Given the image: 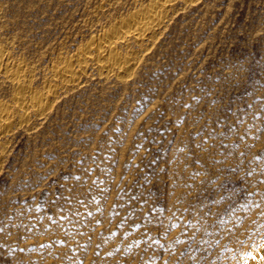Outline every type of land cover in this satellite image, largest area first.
<instances>
[{"label":"rangeland","instance_id":"rangeland-1","mask_svg":"<svg viewBox=\"0 0 264 264\" xmlns=\"http://www.w3.org/2000/svg\"><path fill=\"white\" fill-rule=\"evenodd\" d=\"M163 2L0 0V264L264 247V0H170L148 40L113 38L129 63L106 71L96 40Z\"/></svg>","mask_w":264,"mask_h":264},{"label":"bare ground","instance_id":"bare-ground-1","mask_svg":"<svg viewBox=\"0 0 264 264\" xmlns=\"http://www.w3.org/2000/svg\"><path fill=\"white\" fill-rule=\"evenodd\" d=\"M170 0H164V2H163V4H161L160 6H159V2L157 3V4H152V6L151 5H149V6H147V7H144V8H142V9H139V11H137V12H135L134 14H132L129 18H128V20H122L120 23H119V25L118 26H116V28L114 27L113 28V35L112 36H110V37H105L106 35H104V37H102V38H99V39H97L96 40V42H97V46H98V53H99V60H103V61H106L105 63H106V66H105V69H106V71H111V70H116V69H119V70H121L122 68H125L124 66L125 65H127L128 63H129V59L128 58H126V57H120L119 56V53H117L116 51V49H115V47L113 48V38H117V37H120V38H118V39H121V37H122V39L123 38H125L126 39V37H128L127 39L129 40V38H132V39H134V40H138V41H143V40H145L146 38H147V40H148V37L151 35V33L153 32V30L155 29V27L159 24V22L160 21H162V20H160L161 19V9L163 10L164 8H166V6H167V4H168V2H169ZM161 2H162V0H161ZM171 2H172V0H171ZM168 7V6H167ZM167 9V8H166ZM165 13V12H164ZM116 25V24H115ZM158 27V26H157ZM110 30V29H109ZM111 35V34H110ZM109 36V35H108ZM121 39V40H122ZM126 39V40H127ZM120 41V40H119ZM145 43H146V41H144ZM91 45V44H90ZM93 45H96V44H93ZM117 46V45H116ZM146 46V45H145ZM88 47V46H87ZM93 47H95V46H93ZM101 47H105V49L107 48V52H102V50H100V48ZM1 48V47H0ZM117 48V47H116ZM148 48V47H147ZM91 49V48H90ZM89 49V50H90ZM93 49V48H92ZM104 49V48H103ZM105 49H104V51H105ZM116 51H115V50ZM84 50V49H83ZM82 50V51H83ZM89 50L88 49H86L85 50V53H84V55L85 54H89ZM94 50V49H93ZM95 50H96V47H95ZM1 52V51H0ZM92 52V51H91ZM90 52V53H91ZM96 52V53H97ZM80 54V53H79ZM78 54V55H79ZM82 55V54H81ZM76 57V56H75ZM77 57H80V55L79 56H77ZM89 57V56H88ZM93 57V56H92ZM96 57V56H95ZM2 58H3V56H2V54L0 53V63H1V61H2ZM82 58V57H81ZM76 59V58H75ZM79 59V58H78ZM85 59H86V57H85ZM88 59V58H87ZM90 59V58H89ZM91 59H93V58H91ZM96 60V59H95ZM4 61V60H3ZM83 61V60H82ZM81 61V62H82ZM88 61V60H87ZM77 62V61H76ZM100 62V61H99ZM98 62V63H99ZM97 63V62H96ZM101 63V62H100ZM104 63V62H103ZM102 63V64H103ZM19 64V63H18ZM67 64V63H66ZM87 64V63H86ZM1 66L0 67H2V64H0ZM16 65V64H15ZM64 65V64H63ZM84 65V64H83ZM105 65V64H104ZM11 66V65H10ZM54 66V65H53ZM75 66V65H74ZM79 66V65H78ZM85 66H87V65H85ZM57 67H60V66H58L57 65ZM103 67V66H102ZM53 68V67H52ZM2 69H4V67L2 68ZM5 69H6V67H5ZM57 69H59V68H57ZM84 69V68H83ZM74 69H72V67H71V64H67V65H65V66H62L60 69H59V71H60V73H62V75H64V77L66 76V77H74V71H73ZM76 70V69H75ZM1 71V70H0ZM11 70H9V72H10ZM83 71V70H82ZM118 71V70H117ZM116 71V72H117ZM125 71V70H124ZM13 72V71H12ZM15 72V71H14ZM17 73H18V71H16ZM57 72V71H56ZM55 72V73H56ZM105 72V71H104ZM113 72V71H112ZM6 73H8V72H6ZM58 73V72H57ZM109 73V72H108ZM126 73V72H125ZM9 74V73H8ZM16 74V73H15ZM22 74V73H21ZM20 74V75H21ZM77 74V73H76ZM118 74V73H117ZM12 75H14V74H12ZM19 75V76H20ZM9 76H11L10 74H9ZM12 78H14V77H12ZM76 78V77H75ZM15 79V78H14ZM17 79H18V76H17ZM22 79V78H21ZM72 79V78H71ZM16 80V79H15ZM18 80H20V79H18ZM68 80V79H67ZM66 81V80H65ZM70 81V80H69ZM69 81H67V82H69ZM72 81H73V79H72ZM71 83V82H70ZM51 85V84H50ZM54 87V86H53ZM60 88V87H59ZM28 91H29V89H28ZM57 91V90H56ZM59 91V90H58ZM43 93V92H42ZM20 94V93H19ZM19 94H17V95H19ZM23 94V93H22ZM25 95V94H24ZM36 95V94H35ZM40 95H42V94H39V96H36L35 98H32V102H33V104H35V105H38L39 107H41V106H43V105H45V102H46V100H47V98H45L44 96H40ZM20 96V95H19ZM23 96V95H22ZM25 97V96H24ZM17 98H18V96H17ZM27 98V97H26ZM30 99H31V97H30ZM26 100V99H25ZM25 100H24V102H25ZM31 101V100H30ZM18 102H20L19 100H18ZM27 102V101H26ZM22 103H23V101H22ZM21 103V104H22ZM28 104H30V102L28 103ZM32 104V103H31ZM24 105V103L22 104V105H20V106H23ZM26 105V104H25ZM25 105L23 106V107H25ZM18 106V105H17ZM18 108H20V107H18ZM27 108V107H26ZM42 108V107H41ZM21 109V108H20ZM29 109V108H28ZM40 109V108H39ZM1 110V109H0ZM23 110V109H22ZM3 109H2V111L0 112V127H1V124L4 122V119H6V116H8V113L6 114V116H4V114H3ZM29 111V110H28ZM5 113L7 112V111H4ZM18 112V111H17ZM20 112V111H19ZM24 113V112H23ZM9 116H10V114H9ZM8 116V117H9ZM23 117V116H22ZM24 117H25V114H24ZM8 119V118H7ZM7 121V120H6ZM9 121V120H8ZM8 121H7V123H8ZM3 125H5V122H4V124ZM1 132H2V130H1ZM263 247V246H262ZM261 248V247H260ZM259 248V249H260ZM248 264H264V247L263 248H261L260 250H259V252L258 253H255L254 255H252V256H250V258H248V262H247Z\"/></svg>","mask_w":264,"mask_h":264}]
</instances>
